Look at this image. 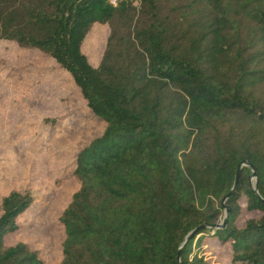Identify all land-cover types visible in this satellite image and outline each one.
<instances>
[{"label": "trees", "instance_id": "1", "mask_svg": "<svg viewBox=\"0 0 264 264\" xmlns=\"http://www.w3.org/2000/svg\"><path fill=\"white\" fill-rule=\"evenodd\" d=\"M2 41L53 60L105 124L68 159L60 264H217L207 252L227 243L229 264H264V0H0ZM244 160L257 177L245 167L235 185ZM242 199L261 216L239 227ZM39 200L0 196V264H45L5 244Z\"/></svg>", "mask_w": 264, "mask_h": 264}, {"label": "rangeland", "instance_id": "2", "mask_svg": "<svg viewBox=\"0 0 264 264\" xmlns=\"http://www.w3.org/2000/svg\"><path fill=\"white\" fill-rule=\"evenodd\" d=\"M108 35L106 26L97 25L86 38L83 50L93 66L100 63ZM57 118L61 126L51 129L45 119ZM104 126L91 118L80 90L53 60L11 41L0 43V196L21 186L40 197L17 218L20 228L5 238L7 246L25 243L41 252L45 264L63 261L66 236L59 218L76 188L68 159ZM241 208L239 227L261 216L247 210L244 199ZM207 253L217 264L230 262L229 243Z\"/></svg>", "mask_w": 264, "mask_h": 264}, {"label": "water", "instance_id": "3", "mask_svg": "<svg viewBox=\"0 0 264 264\" xmlns=\"http://www.w3.org/2000/svg\"><path fill=\"white\" fill-rule=\"evenodd\" d=\"M245 167H250V168L252 169V171H253L252 177H253L254 179H256V177H257V173H256V170H255L254 166H253L249 161L244 160V161H242V162L239 164V166H238V172H237V175H236L235 185L237 184V181H238V179H239V176H240L241 171H242ZM256 183H257V181H256ZM255 193L258 194L257 189H255ZM227 198H228V197L226 196L225 199H224V201H226ZM225 205H226V204L223 203V206L226 208V210H225V219H224V222H223L222 226H225V224H226V220H227L228 215H229V213H230V208H229L228 206H225ZM220 226H221V225H220ZM203 227H205V225H204ZM218 227H219V226H218ZM211 228H214V226H211ZM195 234H196V231H194V232L188 237V239H189V238H193Z\"/></svg>", "mask_w": 264, "mask_h": 264}, {"label": "built area", "instance_id": "4", "mask_svg": "<svg viewBox=\"0 0 264 264\" xmlns=\"http://www.w3.org/2000/svg\"><path fill=\"white\" fill-rule=\"evenodd\" d=\"M114 5V4H113Z\"/></svg>", "mask_w": 264, "mask_h": 264}]
</instances>
